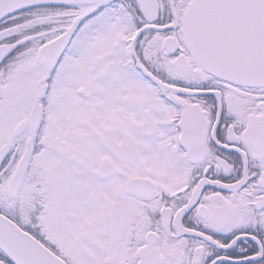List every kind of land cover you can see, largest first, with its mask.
Segmentation results:
<instances>
[{"label":"snow or ice","instance_id":"1","mask_svg":"<svg viewBox=\"0 0 264 264\" xmlns=\"http://www.w3.org/2000/svg\"><path fill=\"white\" fill-rule=\"evenodd\" d=\"M0 264H264V0H0Z\"/></svg>","mask_w":264,"mask_h":264}]
</instances>
